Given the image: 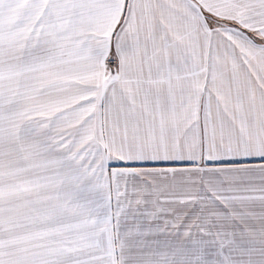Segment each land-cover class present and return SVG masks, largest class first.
Instances as JSON below:
<instances>
[{
  "label": "snow or ice",
  "instance_id": "1",
  "mask_svg": "<svg viewBox=\"0 0 264 264\" xmlns=\"http://www.w3.org/2000/svg\"><path fill=\"white\" fill-rule=\"evenodd\" d=\"M0 264H264V0H0Z\"/></svg>",
  "mask_w": 264,
  "mask_h": 264
}]
</instances>
